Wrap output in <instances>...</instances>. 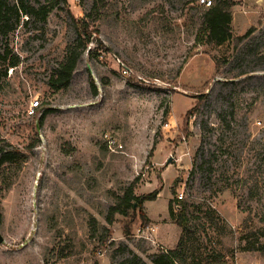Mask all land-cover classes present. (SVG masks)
Here are the masks:
<instances>
[{
  "label": "rangeland",
  "instance_id": "1",
  "mask_svg": "<svg viewBox=\"0 0 264 264\" xmlns=\"http://www.w3.org/2000/svg\"><path fill=\"white\" fill-rule=\"evenodd\" d=\"M37 1L56 7L46 23L23 18L7 39L21 63L0 67V148L27 154L11 189L0 178V264H120L132 253L153 264L177 248L188 264H264V249H244L264 248V0H234L222 46L198 40L200 0H104L92 25L106 47L93 41L99 56L86 51L60 91L50 79L76 39L73 16L95 0ZM134 181L138 196L159 191L143 202L148 222L135 201L110 225Z\"/></svg>",
  "mask_w": 264,
  "mask_h": 264
},
{
  "label": "trees",
  "instance_id": "2",
  "mask_svg": "<svg viewBox=\"0 0 264 264\" xmlns=\"http://www.w3.org/2000/svg\"><path fill=\"white\" fill-rule=\"evenodd\" d=\"M104 0H95L92 9L86 13L83 18H75L73 23L76 29V39L68 45L67 54L61 62L57 71L50 79V87L55 91L67 89L72 82L74 72L76 71L83 54L88 51L91 56L98 57L99 54L94 48H90L93 41H97L98 46L105 48V44L100 38V30L94 27L92 23L101 16V5ZM237 4L234 0H214L211 7H205L202 25L198 31V40L201 43L214 46H222L230 42L233 35V12L232 7ZM56 4L53 1L41 3L37 0H0V67L4 71V75L8 74L11 68H16L21 63V57L14 53L7 39L11 32L15 31L22 23L23 18L28 17L27 23L34 20L46 23L49 15L55 9ZM252 28L245 36L237 38V41L243 40L252 33ZM247 72L240 74L246 75ZM189 112L188 116H191ZM45 116L41 118L43 124ZM36 146V145H35ZM35 146L29 150L32 151ZM27 160V154L14 147L0 148V178L4 180V188L11 189L15 179V173L19 171ZM136 182L134 181L124 192L118 202L112 205L107 216L110 225L114 224L117 214L129 216V211L135 206V201H138L141 208L142 221L148 222V218L143 213V202L146 200H155L159 191L146 195L138 196L135 193ZM178 213L175 214L174 205H169L172 219L181 227H186L187 215L186 205L182 200L176 198ZM4 213L0 198V227L4 223ZM145 225V223H143ZM97 231L96 227L95 230ZM107 233L111 234V230L107 229ZM126 235H130V231H125ZM264 237V233L262 235ZM245 250L255 251L264 249L263 246L257 248L256 241H252L244 247ZM153 264H188L187 260L181 254L179 248L161 252L153 256ZM120 264H150L142 259L138 254L132 253Z\"/></svg>",
  "mask_w": 264,
  "mask_h": 264
},
{
  "label": "built area",
  "instance_id": "3",
  "mask_svg": "<svg viewBox=\"0 0 264 264\" xmlns=\"http://www.w3.org/2000/svg\"><path fill=\"white\" fill-rule=\"evenodd\" d=\"M214 3V0H200V4L206 8L208 7H211ZM125 72H128L127 69L124 70ZM40 101L39 100H36V101H32L31 102V106H30V109H29V114L30 115H35L37 113V111L40 109ZM108 141L109 142H114L113 141V138L111 136H108ZM184 198V195L183 193L180 195V199H183Z\"/></svg>",
  "mask_w": 264,
  "mask_h": 264
},
{
  "label": "water",
  "instance_id": "4",
  "mask_svg": "<svg viewBox=\"0 0 264 264\" xmlns=\"http://www.w3.org/2000/svg\"><path fill=\"white\" fill-rule=\"evenodd\" d=\"M136 207V206H135ZM0 242L2 243V242H4V237L1 235V233H0Z\"/></svg>",
  "mask_w": 264,
  "mask_h": 264
}]
</instances>
